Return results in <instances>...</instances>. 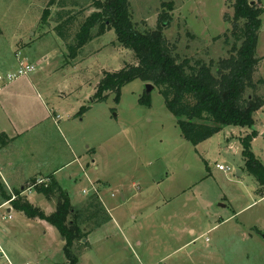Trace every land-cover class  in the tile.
<instances>
[{"label": "rangeland", "instance_id": "1", "mask_svg": "<svg viewBox=\"0 0 264 264\" xmlns=\"http://www.w3.org/2000/svg\"><path fill=\"white\" fill-rule=\"evenodd\" d=\"M58 1L0 0V111L9 118L0 116V146L5 136L23 132L2 148L14 176L40 173L33 178L55 180L76 208L91 194L106 205L112 222L92 236L77 264H264V189L247 172L241 146V138L255 131L250 148L264 165V106L253 115L252 127L225 126L194 146L151 83L124 85L117 104L113 92L94 102L103 72L134 65L133 54L110 30L69 58L53 31ZM64 1L78 5L68 8L73 11L86 9L84 17L94 11L93 0ZM252 1L264 11V0ZM233 4L129 0L138 30L156 29L162 16L163 36L180 60L206 63L229 56L224 35L233 29ZM260 19L256 78L264 80V12ZM17 56L35 70L8 81L17 71ZM146 84L153 86L148 94ZM145 95L149 107L138 103ZM16 190L0 183V202L3 195L12 200ZM31 193L26 192L31 204L48 212L44 197ZM8 206L0 207V244L10 262L64 264L57 230Z\"/></svg>", "mask_w": 264, "mask_h": 264}, {"label": "trees", "instance_id": "2", "mask_svg": "<svg viewBox=\"0 0 264 264\" xmlns=\"http://www.w3.org/2000/svg\"><path fill=\"white\" fill-rule=\"evenodd\" d=\"M91 6L94 11L84 17L86 9H68L78 7L76 3L64 0L57 3L53 31L63 41L68 57L75 58L86 44L112 30L115 41L131 52L135 61L134 65H125L118 71L103 72L94 102L106 101L107 94L113 92L117 104L121 87L140 80L158 89L166 109L176 118L182 137L194 146L211 138L222 127L253 126V115L264 106V95L259 93L264 89V80L256 78L261 58L255 57L264 11L257 3L234 0L233 29L230 36L224 35L225 44L230 46L229 56L209 63L187 57L180 60L174 43L163 36L162 16L156 29L138 30L129 0H93ZM240 21H243L241 26ZM138 103L149 107V95L141 97ZM256 134L252 131L241 138L242 155L247 172L264 189V165L250 148ZM35 180L31 178L27 183L34 185ZM49 180L34 185L33 192L54 203L55 210L50 215L29 203L20 190L13 194L14 200L3 195V202L10 201L13 210L55 228L64 242V264H77L80 253L89 248L87 236L111 217L95 194L76 208L71 205L68 193L55 180Z\"/></svg>", "mask_w": 264, "mask_h": 264}, {"label": "crops", "instance_id": "3", "mask_svg": "<svg viewBox=\"0 0 264 264\" xmlns=\"http://www.w3.org/2000/svg\"><path fill=\"white\" fill-rule=\"evenodd\" d=\"M19 51H21V50H19ZM21 52H18V54H20ZM22 59V58H21ZM20 59V61H22ZM2 112H3V114H2ZM7 112H9V111H7ZM10 113V112H9ZM11 114V113H10ZM2 115H5V117L7 118V121H9V118H8V114L6 113V111H0V116H2ZM54 123H55V121H54ZM56 124V123H55ZM36 125V123L34 124V123H31V127H34ZM3 133V132H2ZM15 135L13 136V137H7V136H5L6 134L5 133H3L2 135H4L5 137H6V143H5V145H2V146H0V183L2 184H5V186L6 187H13V188H17L18 190H20V191H22V189L23 188H25L26 187V183H27V181L29 180V179H31V178H33V177H37V175H40V173H37V174H33V176H29L28 174H27V177H25V178H20V177H18V176H14L13 174H14V172H13V163L12 162H10L11 160H8L7 158H5L4 156H3V154H2V152H3V150H2V148H4V147H6V146H8V144H9V142H10V140L11 139H17L18 137H20V136H22L23 135V132H18L17 130H15V133H14ZM5 142V141H4ZM28 148V147H27ZM32 149H33V146L28 150L29 152H32ZM4 186V185H3ZM31 194H34V195H38V194H36V193H31ZM21 196L22 197H26L27 198V200H28V202L29 203H31L30 201H29V199H28V197H27V194L26 193H24V194H21ZM39 196H41V195H39ZM263 196L264 195H261V198H263ZM43 197V196H42ZM45 199V198H44ZM121 199H122V196H121ZM46 200V199H45ZM46 202L49 204V206L50 207H47V210H48V212H46L45 214H47V215H50L51 213H53L54 212V210H55V206L51 203V202H48L47 200H46ZM101 202H102V200H101ZM7 202H3V201H1L0 202V207L1 206H8L7 204H6ZM103 203V202H102ZM6 204V205H5ZM103 206H104V208L108 211V209H107V207H106V205L103 203ZM8 207H11V206H8ZM75 207V206H74ZM108 213H109V211H108ZM111 217V216H110ZM110 222H112V220H110L108 223H110ZM108 223H106V224H108ZM106 224H104V225H102L101 227H99V228H97L96 230H94L91 234H89L88 236H87V242H88V244H89V246L91 247V245H90V239L92 238V236H96V234H97V232H99L100 231V234L102 233L103 234V232H104V228H105V226H106ZM50 226V225H49ZM96 232V233H95ZM94 233V234H93ZM98 236H100V235H98ZM96 238H98V240L101 238V236L100 237H96ZM103 238H105V236L104 237H102V239ZM0 247L3 249V251L6 253V250L4 249V246L3 245H1L0 244ZM6 255L8 256V253H6ZM8 258H9V256H8ZM9 260H10V258H9Z\"/></svg>", "mask_w": 264, "mask_h": 264}, {"label": "built area", "instance_id": "4", "mask_svg": "<svg viewBox=\"0 0 264 264\" xmlns=\"http://www.w3.org/2000/svg\"><path fill=\"white\" fill-rule=\"evenodd\" d=\"M17 60H18V68H17V71L16 73L14 74H10V75H7L6 76V79L8 81H11L15 78H17L18 76H25V75H28L29 73L33 72L35 70V66L32 65V64H28V63H23V61H20V58L17 56ZM0 80H1V77H0ZM216 168L219 170V171H223V172H228L229 171V168H225L223 165H216ZM43 181H39V180H36L34 185H39V184H42ZM34 185H31V184H28L26 189L24 191H22L21 194H24L26 193L27 191H31L34 187ZM90 191H94V186L93 184L91 185V190ZM83 194H86L85 191H83ZM15 197L12 198V200H14ZM10 203L7 202L6 204ZM5 204V205H6ZM3 260L5 262H3ZM0 263L1 264H12L8 258V256L6 255V253L3 251V249L0 247Z\"/></svg>", "mask_w": 264, "mask_h": 264}, {"label": "water", "instance_id": "5", "mask_svg": "<svg viewBox=\"0 0 264 264\" xmlns=\"http://www.w3.org/2000/svg\"><path fill=\"white\" fill-rule=\"evenodd\" d=\"M152 89H153L152 85H150V84L145 85V91L147 94L150 93ZM236 174H239V171H236ZM262 237L264 238V235H262Z\"/></svg>", "mask_w": 264, "mask_h": 264}]
</instances>
